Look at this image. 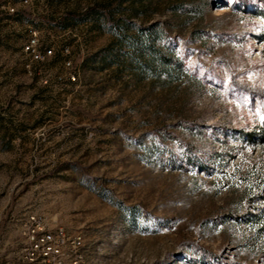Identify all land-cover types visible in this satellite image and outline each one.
<instances>
[{
  "label": "rangeland",
  "instance_id": "1",
  "mask_svg": "<svg viewBox=\"0 0 264 264\" xmlns=\"http://www.w3.org/2000/svg\"><path fill=\"white\" fill-rule=\"evenodd\" d=\"M263 185L264 0H0V264H264Z\"/></svg>",
  "mask_w": 264,
  "mask_h": 264
},
{
  "label": "built area",
  "instance_id": "2",
  "mask_svg": "<svg viewBox=\"0 0 264 264\" xmlns=\"http://www.w3.org/2000/svg\"><path fill=\"white\" fill-rule=\"evenodd\" d=\"M35 44L36 39H33L26 50L33 53L35 59H40ZM24 236L22 264H88L84 237L69 233L63 226L51 225L43 217L30 215Z\"/></svg>",
  "mask_w": 264,
  "mask_h": 264
},
{
  "label": "trees",
  "instance_id": "3",
  "mask_svg": "<svg viewBox=\"0 0 264 264\" xmlns=\"http://www.w3.org/2000/svg\"><path fill=\"white\" fill-rule=\"evenodd\" d=\"M259 193L260 194L258 196H260L264 200V185L260 188V192Z\"/></svg>",
  "mask_w": 264,
  "mask_h": 264
}]
</instances>
